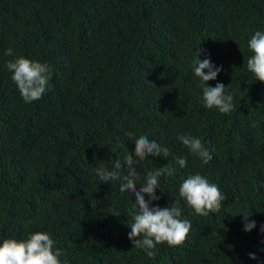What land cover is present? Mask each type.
Listing matches in <instances>:
<instances>
[{"label":"trees","instance_id":"trees-1","mask_svg":"<svg viewBox=\"0 0 264 264\" xmlns=\"http://www.w3.org/2000/svg\"><path fill=\"white\" fill-rule=\"evenodd\" d=\"M256 31L264 0H0V244L41 231L67 264H264V82L247 69ZM195 53L222 66L207 84L225 86L231 113L204 106ZM19 56L52 69L50 90L32 103L6 66ZM141 135L170 155L135 165L137 190L148 172L173 165L150 207L179 200L191 222L183 244L157 245L153 258L128 238L135 195L95 172L137 159ZM183 135L202 140L208 164ZM196 174L226 195L218 213L200 216L179 196ZM248 213L256 227L245 232Z\"/></svg>","mask_w":264,"mask_h":264},{"label":"clouds","instance_id":"clouds-1","mask_svg":"<svg viewBox=\"0 0 264 264\" xmlns=\"http://www.w3.org/2000/svg\"><path fill=\"white\" fill-rule=\"evenodd\" d=\"M248 48L253 55L247 60V69L254 74L256 80L264 82V32L256 31L248 41ZM6 55L12 56L11 48L6 50ZM196 57L198 55L195 53ZM194 75L201 81L202 99L208 109L216 108L222 114H229L236 109L233 96L225 94V86L217 83L215 87L208 86L207 82L215 80L222 70L214 65L209 59L194 62ZM7 68L12 72V80L25 103H32L42 98L50 90L49 81L52 78V69L47 63H42L23 56L16 57L7 62ZM207 70V74L205 73ZM129 139L135 137L134 132H128ZM182 144L188 148L190 154L197 156L202 164H208L211 153L198 137L183 135L178 137ZM135 157L123 155L116 157L113 167L95 169L96 175L102 183L120 181V191L130 192L135 195L133 208L129 209V215L133 222L128 238L134 247L145 250L149 258L156 255L157 245L167 244L169 247H177L184 243L191 230V222L181 219L182 209L179 200L170 207H150L153 201H158L156 190L160 189L161 177H173L176 168L165 164L154 171L148 172L145 182L140 184L137 190L138 173L135 165H138L146 157H163L170 155V149L156 141H150L145 135L135 139ZM176 163L180 168L187 164L186 158H177ZM126 170V171H125ZM161 190V189H160ZM162 191V190H161ZM145 194L149 197L145 200ZM179 196L186 204L194 209L200 216H208L209 213H218L223 205L226 195L222 193L218 185L210 183L207 178L196 174L186 178L179 187ZM244 231L250 232L256 227L255 220L249 219V213L243 215ZM260 231L264 233V225ZM65 252L56 247L50 233H30L26 239H4L0 244V264H67V260H61ZM249 258L256 260L254 253H249Z\"/></svg>","mask_w":264,"mask_h":264}]
</instances>
